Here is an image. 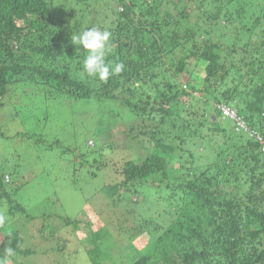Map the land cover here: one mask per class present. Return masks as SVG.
I'll list each match as a JSON object with an SVG mask.
<instances>
[{"label": "trees", "instance_id": "obj_1", "mask_svg": "<svg viewBox=\"0 0 264 264\" xmlns=\"http://www.w3.org/2000/svg\"><path fill=\"white\" fill-rule=\"evenodd\" d=\"M73 3L75 9L70 6L66 13L55 9L54 0H0V139H11L3 112H7L5 100L12 85H31L32 92L43 93L47 101L65 102L72 109L81 102L84 110L94 106L84 112L88 113L84 121L93 122L90 119L95 117L97 130L107 127L98 149L95 143L88 145L94 141L87 137L84 145L67 147L64 153L80 154L81 167L90 158L95 170L91 177L101 172L102 180L109 174L111 180L119 181L102 188L108 199L116 193L120 198L121 189L130 191L128 184L154 180L158 173L167 180L170 157L180 159L178 184L160 181L172 198L177 197L167 206L175 212H169V226L165 230L148 226L153 232H147L136 223L126 242L144 238V243L141 249L131 247L130 264H264V150L237 132L234 121L220 111V106L234 109L248 127L264 136V0H99L95 11L88 10L87 0ZM74 12H80L81 18ZM85 13L98 17V23L82 27ZM90 27L111 33L107 59L125 65L122 73L106 82L82 80L79 75L84 53L71 43V36ZM255 31L259 33L254 36ZM200 63L199 83L190 91L182 89L176 77L186 76L192 65ZM192 92L200 96V117L178 107L179 98L191 97ZM28 100L22 98L24 105H29ZM117 108L122 113L118 126L127 125L124 129L114 128ZM226 121L232 124L229 133L223 129ZM42 127L43 134L18 127L12 135L25 143L42 144L40 139L48 136ZM126 140L147 142L148 155L134 157L136 149L122 145ZM51 142L49 151L60 146L56 139ZM199 148L202 153L196 156ZM236 159L254 163L248 169L253 175L261 167L258 179L246 180L249 188L245 192L229 177L230 164ZM6 174L1 163L0 201L11 205ZM135 203L132 209H139L141 204ZM148 203L154 206L155 202ZM85 206L99 216L101 228H95L88 217L79 221L65 214H45L41 228L50 234L40 245L29 243L30 237L21 230L25 225L5 219L0 224V257L11 247L15 255L9 260L26 264L16 259L35 256L52 246V241L58 242L54 254L62 255L68 264H82V260L83 264H104L103 258H109L110 264H122L104 255L117 246L112 232L104 227L112 226L104 212ZM12 208L18 214L26 212L14 203L5 217L15 216ZM82 232L87 233L82 241L92 243L87 250L90 261L84 256L85 247L83 251L76 248L75 233ZM66 250L68 255L60 252Z\"/></svg>", "mask_w": 264, "mask_h": 264}, {"label": "rangeland", "instance_id": "obj_2", "mask_svg": "<svg viewBox=\"0 0 264 264\" xmlns=\"http://www.w3.org/2000/svg\"><path fill=\"white\" fill-rule=\"evenodd\" d=\"M87 1L90 4V8H88L89 11H93L94 7L99 3V0ZM73 2L74 0H54V6L56 10L61 9L69 13L68 9L70 6L73 7L72 9H75ZM110 2V4L113 3L112 1ZM74 13L78 18H81L80 12ZM187 13H189L188 10ZM103 16H99V19L101 20ZM66 18L69 22H74L72 16ZM83 20L82 27L90 26L92 23H94V25L98 23V17L88 13H85V18ZM258 33L259 31H255L254 36ZM201 70L202 64L200 63L192 65V68L188 70L189 74L186 76L182 74L178 75L176 78L179 81V86L184 87L182 89L190 91V87L199 83V78L202 77ZM174 85L173 83V87ZM175 89L174 87V90ZM42 94L43 93L32 92L31 85L16 84L11 86L10 93L5 100L7 104V112H3L6 113L5 116H7H4L6 118L5 130L8 131L7 138L11 139H7L6 141H3L5 139H0V164L4 163L5 169L9 173L6 174L8 177L4 179L5 182H9L5 190L9 192L8 187L9 190H11L10 197L13 202L11 205L13 206L15 203L17 206L18 203H20L26 211L24 214H18L15 208H12L11 213L15 216L5 218L8 219V221H12L13 219L16 223L19 222L25 225L27 228H22L21 230L25 233L26 238L29 239L30 237L29 243L40 245L41 242L46 239V236L50 234L45 229L41 228L43 219H46V216H44L45 214H65L71 219H78L79 221H85L86 217H88V219L93 220L95 228H101L102 225L99 222V216L95 217L91 212L86 210L85 205L87 204L93 208L95 207L94 210H102L107 223L112 225L111 227L109 225H105L104 227L112 232L111 237L116 239L117 246L111 250V253L104 255L111 256L119 263L130 264L129 257L131 255L129 250L132 246L141 249L144 243V238H142L143 241L142 239L136 238L131 243L128 241L126 242L127 235H132L135 232L134 226L136 223L143 225L144 229L148 228V226L150 228L157 226L165 230L169 226V212L172 214L175 213L174 210L170 209L171 206H167H169L171 202L175 203L177 197L172 198L171 193L164 190L165 183L162 184L160 181L171 182L173 185L178 184L181 179H179V172L182 171L180 170L179 157L174 155L170 157L171 159L166 169L167 180H164L162 174L158 173L154 180L150 178L148 182L128 184L126 188L130 189V191L121 189L120 198L116 193L112 195L113 197L108 199L102 188L106 185H113L114 181H116V183L119 181L117 179L111 180V175L109 174H106V180H102V176H100L101 172L97 174L96 177H91V172L95 170L94 167L91 166L90 158L86 160L87 163H85V166L81 167L79 164L80 159L78 160L80 154H72L70 151L64 153L67 147L71 149L72 147L76 148L84 145L88 140L87 137L94 141L91 142L92 144L89 141L88 145L91 147L95 143L98 149L97 146L101 143L100 135L102 132L106 131L107 127L102 126L100 130H97L98 121H94L96 120L95 117L90 119V121L93 122L84 121L87 119L88 115V113L84 114V112L95 109V107L91 106L84 110V104L81 102L78 103L77 109H72L69 108L68 104L65 102H58L57 104L49 102ZM199 97V94L197 95L195 93H193L191 97L181 96L179 98L178 107L183 106L186 111L188 110V112H190L191 116L197 114V116L200 117L199 114L203 112V109L198 100ZM22 98L25 100L29 99L28 106L24 105ZM196 100L199 102L196 103ZM189 102L192 103V108H190ZM118 110L117 108L116 111ZM117 113L119 117L115 119L116 124L114 128L116 126L120 128V126H118L120 123L118 120L122 116V113L121 111ZM123 116L127 118L128 115L123 113ZM4 117L2 119H4ZM74 122L75 124L73 125ZM40 126H43L42 128L48 133V136L40 139L43 140L42 144H37L33 141L25 143L22 142L20 137L12 135V133L15 132L14 129L18 127L24 131L28 130L36 134H43ZM124 126L127 125H123L121 128L124 129ZM231 127V121H226L223 129L226 133H229ZM115 138L117 139V136ZM55 139L60 142V146L49 151V145H52L51 141ZM213 142L214 141L211 143ZM202 143L205 144V148L209 146L207 141ZM122 145L135 148L134 157L141 155L146 157V155H148L149 144L147 142L142 145V143L139 144L126 140ZM142 147H144V150L140 149ZM187 147L191 148V145ZM201 151L202 150L199 148V151L195 152V155L198 156L202 153ZM127 152L129 153V151ZM127 156L133 157L126 153V157ZM253 164L252 162L250 163V160L246 162L236 159L233 164L231 162L228 170V172L232 173L229 177L235 186L244 192L249 188L246 180H255L259 177V172L261 170L259 166L254 175L251 172L248 173L249 166ZM235 165H239V168L235 169ZM252 175L253 177L251 178ZM12 189H16V191L13 193ZM103 197L113 201H109L108 203ZM150 200L155 202L154 206H148ZM134 201L141 204L139 205V209H132V207H137ZM1 202L0 215H6L8 211L10 212L9 207L11 205L5 201H0V204ZM26 214L28 218L25 217ZM57 216L63 215H54L53 217ZM126 220L132 221L133 223L129 224ZM11 223L15 224L14 222ZM145 231L153 232L152 229H146ZM75 234V243L77 240L79 242V247L76 245V248L79 251H83L85 247L84 256L90 261L87 250L92 247V243H84V241H82V238L87 236V233L82 232L78 235L77 233ZM156 235L157 233H151L153 237ZM49 243L53 245H47L35 256L24 259L17 258L16 261L20 263L23 260L26 264H68L62 259V255L57 257L59 254H54L56 250L54 247H58V242L50 241ZM118 247L120 249H118ZM73 248L74 246L72 245L70 249L72 250ZM60 252L68 255L67 250ZM77 256L78 254L76 258H78ZM101 261L104 264H110L109 258H103ZM80 262L83 264V260ZM9 264H14V262L9 260Z\"/></svg>", "mask_w": 264, "mask_h": 264}, {"label": "clouds", "instance_id": "obj_3", "mask_svg": "<svg viewBox=\"0 0 264 264\" xmlns=\"http://www.w3.org/2000/svg\"><path fill=\"white\" fill-rule=\"evenodd\" d=\"M111 33L97 27H90L71 36V43L80 46L84 53L81 79L94 78L100 82H106L110 77L122 73L124 63L109 61L107 57L111 52L109 44ZM5 216L0 215V224L5 222ZM15 255V249L8 247L0 257V264H9V258Z\"/></svg>", "mask_w": 264, "mask_h": 264}, {"label": "built area", "instance_id": "obj_4", "mask_svg": "<svg viewBox=\"0 0 264 264\" xmlns=\"http://www.w3.org/2000/svg\"><path fill=\"white\" fill-rule=\"evenodd\" d=\"M220 111L223 117L229 118L234 121L237 132L245 134L249 138L257 141L264 150V136H262L258 131L248 127V125H246L243 120L238 117L237 112L234 109L228 108L226 106H220Z\"/></svg>", "mask_w": 264, "mask_h": 264}]
</instances>
